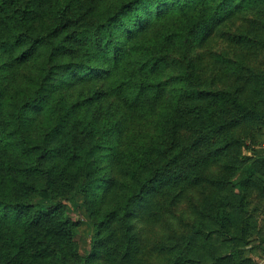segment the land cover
Instances as JSON below:
<instances>
[{
    "label": "trees",
    "instance_id": "1",
    "mask_svg": "<svg viewBox=\"0 0 264 264\" xmlns=\"http://www.w3.org/2000/svg\"><path fill=\"white\" fill-rule=\"evenodd\" d=\"M260 4L0 0V264L188 261L183 235L150 239L135 216L148 208L149 224L155 203H176L208 183L212 161L240 155L232 131L260 116L247 103L263 83L232 67L230 85L209 87L199 66L237 7ZM75 195L95 229L86 257L72 240L82 221L65 204ZM237 256L220 261L257 264Z\"/></svg>",
    "mask_w": 264,
    "mask_h": 264
},
{
    "label": "rangeland",
    "instance_id": "2",
    "mask_svg": "<svg viewBox=\"0 0 264 264\" xmlns=\"http://www.w3.org/2000/svg\"><path fill=\"white\" fill-rule=\"evenodd\" d=\"M237 9L238 15L232 17L221 31L225 33L224 36H217L202 50L200 76L207 86L220 88L230 85L231 79L238 78H228V71L232 67H236L237 75L246 76L248 72L258 74L263 83L259 88L261 91L252 93L247 104L253 106L260 116L252 123L234 128L232 136L239 141L240 147L236 151L240 155H235L234 159H225L224 165L223 159L212 161V165L204 172L207 184L193 188L192 193L187 192L176 203H155V213L149 224L148 208L147 212L144 210L143 214L137 213L135 216V220L143 218L148 229L151 227L150 239L169 231H175V237L177 232L176 241L183 235L187 241L189 257L183 264H234L237 258L233 261L230 257L226 263L220 261V258L225 255L235 257L238 254L256 260L258 264L263 259L259 257L264 252V191L258 185L264 182V4L238 6ZM237 36H249L251 41L248 44L237 43ZM230 163L233 164L232 169H226ZM209 192H214L223 203H195L200 196L208 198ZM242 197L243 202H240ZM165 200L170 201L171 198ZM229 200L232 203H228ZM38 202L44 209L56 204L51 200ZM65 204L70 216L82 221L72 240L78 252L86 257L91 252L95 229L86 214L85 203L81 195H75L73 203ZM148 204L151 203H141L143 207ZM137 258L138 255L134 264H159L151 258L144 262L143 258L135 261ZM93 264L102 263L97 260Z\"/></svg>",
    "mask_w": 264,
    "mask_h": 264
},
{
    "label": "crops",
    "instance_id": "3",
    "mask_svg": "<svg viewBox=\"0 0 264 264\" xmlns=\"http://www.w3.org/2000/svg\"><path fill=\"white\" fill-rule=\"evenodd\" d=\"M263 259H264V257H263ZM263 259H261V261H259V264H264V260Z\"/></svg>",
    "mask_w": 264,
    "mask_h": 264
}]
</instances>
